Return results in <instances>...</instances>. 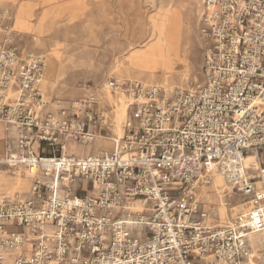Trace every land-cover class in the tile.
I'll return each instance as SVG.
<instances>
[{"label": "built area", "instance_id": "built-area-1", "mask_svg": "<svg viewBox=\"0 0 264 264\" xmlns=\"http://www.w3.org/2000/svg\"><path fill=\"white\" fill-rule=\"evenodd\" d=\"M12 19L0 7V166L29 187L0 195V264H243L264 232V0L202 1L194 89L107 77L119 136L94 91L47 107L45 55ZM216 178L246 207L214 225Z\"/></svg>", "mask_w": 264, "mask_h": 264}, {"label": "rangeland", "instance_id": "rangeland-1", "mask_svg": "<svg viewBox=\"0 0 264 264\" xmlns=\"http://www.w3.org/2000/svg\"><path fill=\"white\" fill-rule=\"evenodd\" d=\"M202 1L105 0L80 20L60 23L54 33L44 39L25 38L23 42L27 50L45 55L47 69L43 91L47 107L78 103L87 93L94 91L106 108H113L116 123L113 131L119 136L124 116L116 119L121 106L103 90L107 77L167 88L194 89L199 86L205 50L198 34ZM23 20V3L20 1L13 26L23 29ZM162 39L165 41L163 45ZM161 46L163 57L159 56ZM121 114L118 111L117 115ZM2 133L0 125V136ZM4 170L7 173H2ZM26 177L0 166V188L9 181L10 188L18 187L26 192L29 187ZM221 186L222 180L216 178L210 192L214 225L229 221L246 207L241 206L240 198L233 196L238 206L225 210L222 194H215L216 188L219 190ZM10 193L13 192L0 191V195ZM249 241L253 259L249 264H258L263 261L259 249L263 245L264 233L249 236Z\"/></svg>", "mask_w": 264, "mask_h": 264}, {"label": "crops", "instance_id": "crops-1", "mask_svg": "<svg viewBox=\"0 0 264 264\" xmlns=\"http://www.w3.org/2000/svg\"><path fill=\"white\" fill-rule=\"evenodd\" d=\"M20 1H22L23 3L24 10L23 29L20 30L13 26V31L21 36L23 42L25 41V38L27 40L31 37H36L38 39H44L48 37L49 35L54 33L55 27L60 23L64 21L76 22L80 20L85 15H88L93 10L96 4L104 2L105 0H0V7L9 9L14 17L17 4ZM120 106H122V104ZM119 109L121 112V107L118 108V111ZM1 129L3 132L2 125ZM3 138L4 132L2 133V136H0V142L2 143L0 160L4 158ZM108 144H110L111 146H109ZM111 147V142L99 140L95 144H93V146L88 147L87 150L93 151L97 150L98 148L111 149ZM2 173H7V171L4 170L2 171ZM9 186V181H6L3 187L0 188V191L23 193L22 191H20V189H17L18 187L10 188ZM247 242L249 256L243 262V264H249L250 260H253L251 259L252 247L250 245L249 237ZM259 256L264 259V241L262 247L259 249Z\"/></svg>", "mask_w": 264, "mask_h": 264}, {"label": "bare ground", "instance_id": "bare-ground-1", "mask_svg": "<svg viewBox=\"0 0 264 264\" xmlns=\"http://www.w3.org/2000/svg\"><path fill=\"white\" fill-rule=\"evenodd\" d=\"M12 30H13V21H12ZM164 43H165V41L162 39L161 44L163 45ZM159 56H162V57H163L162 46H161V48L159 49ZM46 66H47V64H46V61H45V75H46V69H47ZM45 75H44V77H46ZM121 112H122V114H121L120 116L116 114V119H117V120L121 119L122 116H124V107H123V105L121 106ZM119 114H120V109H119Z\"/></svg>", "mask_w": 264, "mask_h": 264}]
</instances>
